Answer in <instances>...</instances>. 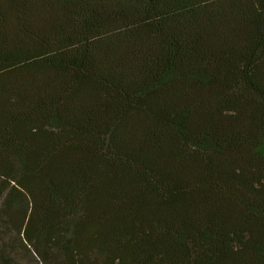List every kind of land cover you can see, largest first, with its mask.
<instances>
[{
    "label": "trees",
    "instance_id": "trees-1",
    "mask_svg": "<svg viewBox=\"0 0 264 264\" xmlns=\"http://www.w3.org/2000/svg\"><path fill=\"white\" fill-rule=\"evenodd\" d=\"M0 264H264V0H0Z\"/></svg>",
    "mask_w": 264,
    "mask_h": 264
}]
</instances>
